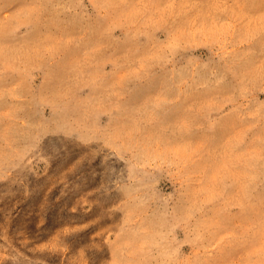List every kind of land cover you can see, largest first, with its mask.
Here are the masks:
<instances>
[{"label": "rangeland", "instance_id": "rangeland-1", "mask_svg": "<svg viewBox=\"0 0 264 264\" xmlns=\"http://www.w3.org/2000/svg\"><path fill=\"white\" fill-rule=\"evenodd\" d=\"M0 264H264V0H0Z\"/></svg>", "mask_w": 264, "mask_h": 264}]
</instances>
